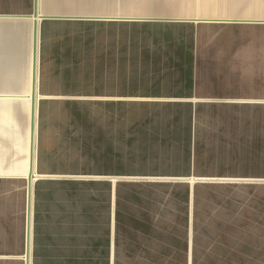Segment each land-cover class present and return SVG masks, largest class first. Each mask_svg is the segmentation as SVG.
I'll use <instances>...</instances> for the list:
<instances>
[{"label": "crops", "instance_id": "1", "mask_svg": "<svg viewBox=\"0 0 264 264\" xmlns=\"http://www.w3.org/2000/svg\"><path fill=\"white\" fill-rule=\"evenodd\" d=\"M6 1L22 5L0 11L5 15L28 16L37 10L41 17L37 19L34 157L30 144L33 17H0L28 21L30 27L27 100L19 102L28 117L24 130L11 112L16 101L0 93V135L13 146L11 163L0 164V186L10 178L27 179L30 172L34 179H45L33 183L31 264H37L35 257L45 258L44 264H264V199L259 203L263 215L248 217L245 211L237 235L196 234L198 218L191 222L192 233H185L175 207L166 206L162 213L144 197L149 188L166 184L137 180L176 178L175 184L185 188L195 205L199 183L181 184L215 175L202 172L212 169L215 150L201 152L196 147L214 146L215 140L205 142L203 128L193 124L189 115H214L222 100L231 101L223 106L229 113L256 115L254 140L263 153L264 125L259 115H264V0ZM247 43H253L254 50L248 52ZM227 46H244L245 52L242 56L236 50L227 52ZM92 98L94 102L75 100ZM193 98L195 105L184 103ZM85 123V130L95 131L88 136H95L96 147L99 140L106 142L111 158L102 160L97 151L94 156L84 148L79 125ZM121 147H127L122 150L126 153L119 151ZM105 161L115 162L113 168L127 173L122 177L135 180L111 187L112 232L96 215L97 207H92L96 217L88 218L87 205L70 202L67 196L72 189H77L71 192L76 194L86 190L77 178H108L102 173ZM255 177L259 179L258 174ZM260 179L264 182V176ZM25 183L17 200L22 218L26 210V229ZM57 185L53 198L43 202L44 190L47 193ZM261 190L264 193L263 186ZM34 196L42 201L38 207L47 211L40 221L34 220ZM152 218L157 228L153 234ZM3 240L11 237H0ZM14 241L18 252H26V230Z\"/></svg>", "mask_w": 264, "mask_h": 264}, {"label": "rangeland", "instance_id": "2", "mask_svg": "<svg viewBox=\"0 0 264 264\" xmlns=\"http://www.w3.org/2000/svg\"><path fill=\"white\" fill-rule=\"evenodd\" d=\"M18 4L19 3H14L12 1L0 0V11L7 10L9 7L14 10V7L22 5V3L20 5ZM5 14L6 13L0 12V15ZM16 22L17 23L8 19H0V93L5 94L4 98L6 100L16 101L15 105H13L15 109L12 110L11 108V112L14 111L19 127L21 130H24L28 124V117L19 102L24 104L27 100L26 93L28 90L29 74L27 55L28 46L30 44V27L28 21ZM242 47L227 46L225 50L227 52H232L231 50L234 52V50H236L235 53L239 52L240 54L241 52L242 56L245 52ZM245 47L248 52L254 50L253 43H247ZM76 88L80 89V87ZM76 88L73 90L77 91ZM232 99L234 98H229L228 100ZM75 100L81 103L86 100L94 102V98ZM184 103H188L191 106L195 105L197 101L193 98ZM228 103H231V101L222 100L219 110L216 109L217 112L214 115H197V113L189 115L193 119V124L197 123L198 127L203 128L202 131L205 142L208 141V138L209 142L212 138L215 140L214 146L210 144V146H196L198 150H203L201 152L211 153L215 150L214 160L211 163L212 169L209 168V170L206 169L202 171H213L215 175L209 178H198L197 180L181 184L189 186L192 183L194 184L193 181L199 183L200 192L198 197H193L196 200L195 205L193 203L194 200L190 197L185 188L175 184V181H179L176 178L156 176L137 179L140 181H161L166 184L164 186L149 188L150 191L148 195H144V197L149 199L148 201H150L151 205L160 207L162 213H164L166 206L175 207L177 213H179L176 219L181 223V230L184 229L186 231L185 233H192L191 231L194 227H192V224L196 221V218H198L197 224L195 223L194 227V229L196 228V231H194L196 234L208 233L210 235H216L217 233H228L229 235H237L240 219L242 221L244 220L245 211L248 217L253 214L255 215V213L259 215V218L263 215V207L259 206V203L264 199V193L261 192V186L264 187V182L261 181L263 179H260V176H264V145H262L263 153L261 154V146L258 151L254 140V135L256 133V115L254 113H229V108L223 107ZM246 104L253 105L254 103L246 102ZM178 116L186 115L178 114ZM11 117L13 118L14 114ZM261 117L264 125V115H259L260 119ZM207 125L210 126L209 129H207ZM79 126L84 135L79 138L80 142L84 144V148L92 150L94 156L95 151H97L96 154L98 157L102 158V160L111 158V153L106 142L98 139L99 141L97 143H99V147H96L94 141L96 139L95 136L94 138H91L90 135L88 136L89 133H95V131L91 130V132H89L85 130L86 123L85 125ZM9 141L7 137L0 135V164L5 166L11 163L13 157L11 154L13 146H9ZM121 148L122 149H119V151L122 152L123 148L125 150L127 147ZM183 148L185 150L187 147ZM191 148L193 149L194 147ZM219 148L220 150L217 151ZM114 155L119 156L122 154H113L112 156L115 157ZM256 160H258V162H256ZM104 163V172L102 173H107L105 175H109L108 178H77L86 184V190L79 189L81 191H78L79 194H76L75 192H71L75 190L77 192V189H72L70 194L67 193V196L70 202H84L87 205L88 218L90 217L93 219L96 215L101 216L104 228H108V232H112L115 231V229L114 220L111 216L112 203L114 202V194L111 193V187L115 186L118 182L134 179L122 177V175L127 173L121 170V168H113L115 167V162L112 164L110 161H105ZM256 174H258L259 179L255 177ZM26 180L27 179L23 177L16 179L10 178L7 179V182H5L6 184L2 183L4 186H0V229H2L0 237H11L10 241H0V264H26L25 251L18 252L17 242L14 241L16 236L24 234L26 230V210L24 209V217L22 218V211L18 209L20 204L17 200L18 197H22L21 193L25 186L24 184H26ZM73 180L76 179H66V181L69 182ZM39 181L45 182V179H41L37 176L34 183L38 184ZM73 182L76 184L78 183V181ZM70 184L72 188H75L72 183ZM45 185L46 184H43V186ZM175 185H177V187H175ZM21 186H23V188ZM18 188H21V191H18ZM24 190L25 189H23V192ZM57 190H59L58 185L56 187H49L47 193L46 190H44V199L42 201L47 202L46 197L49 196L53 198V194ZM45 194H47V196H45ZM5 196H7V199L4 202ZM81 197L82 200L80 199ZM42 201L35 197V221H40V218H43V216L46 217L47 211L38 207L42 204ZM92 207H97L98 210L96 211L98 213L96 215ZM73 212L74 211L71 210V213ZM22 220L24 222L23 224ZM151 222V224L149 223V229L150 233L153 234L157 228L154 226L155 224H153V218ZM230 223L234 224V226H231ZM91 228H93V226ZM33 260H37V264L45 263V258L35 257Z\"/></svg>", "mask_w": 264, "mask_h": 264}, {"label": "water", "instance_id": "3", "mask_svg": "<svg viewBox=\"0 0 264 264\" xmlns=\"http://www.w3.org/2000/svg\"><path fill=\"white\" fill-rule=\"evenodd\" d=\"M0 17H28V18H39L41 20V17H38L37 10L33 13V15L28 16H22V15H0ZM40 25V21H39ZM37 21L34 22V27L36 28ZM32 87H33V93L32 95V103H31V121H30V130L34 131L35 126V119H34V111H35V72H33V78H32ZM38 90V89H37ZM37 123V120H36ZM31 173L30 177L27 178V228H26V252H25V261L26 264H31V209H32V194L33 190L31 188Z\"/></svg>", "mask_w": 264, "mask_h": 264}, {"label": "bare ground", "instance_id": "4", "mask_svg": "<svg viewBox=\"0 0 264 264\" xmlns=\"http://www.w3.org/2000/svg\"><path fill=\"white\" fill-rule=\"evenodd\" d=\"M38 18H33V26H34V22L35 21H37V26H36V28L34 27V61H33V70H34V72H35V75H36V68H37V37H38V24H39V20H37ZM38 70V69H37ZM35 84H36V79H35ZM32 95H34V93L32 92V94H31V101H32ZM38 99V98H37ZM35 104H36V94H35ZM37 105V104H36ZM35 105V106H36ZM37 107V106H36ZM35 111H34V116H35ZM31 116H32V111H31ZM34 119H35V117H34ZM35 127V126H34ZM35 130V129H34ZM36 143V142H35ZM34 131H31V137H30V144H31V156H33L34 157V155H33V146H34ZM35 148V147H34ZM35 150V149H34ZM35 152H36V150H35ZM34 161V160H33ZM31 174H32V172H30ZM30 173H29V176H27V177H30ZM37 176V175H36ZM26 177V178H27ZM34 178H32V175H31V188H32V190H33V183H34ZM31 194H33L32 192H31Z\"/></svg>", "mask_w": 264, "mask_h": 264}]
</instances>
